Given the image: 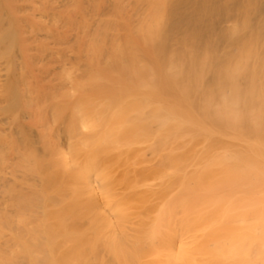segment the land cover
I'll return each instance as SVG.
<instances>
[{
	"label": "bare ground",
	"instance_id": "bare-ground-1",
	"mask_svg": "<svg viewBox=\"0 0 264 264\" xmlns=\"http://www.w3.org/2000/svg\"><path fill=\"white\" fill-rule=\"evenodd\" d=\"M0 264H264V0H0Z\"/></svg>",
	"mask_w": 264,
	"mask_h": 264
}]
</instances>
